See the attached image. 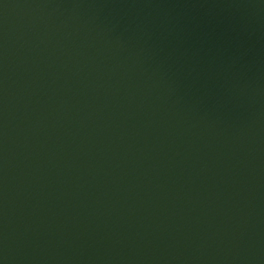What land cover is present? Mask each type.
Returning <instances> with one entry per match:
<instances>
[{
	"label": "water",
	"instance_id": "1",
	"mask_svg": "<svg viewBox=\"0 0 264 264\" xmlns=\"http://www.w3.org/2000/svg\"><path fill=\"white\" fill-rule=\"evenodd\" d=\"M0 264H264V0H0Z\"/></svg>",
	"mask_w": 264,
	"mask_h": 264
}]
</instances>
